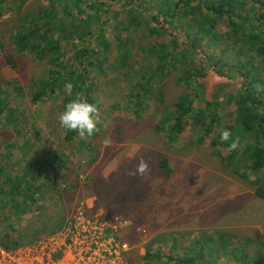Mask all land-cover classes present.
Returning <instances> with one entry per match:
<instances>
[{"label": "trees", "instance_id": "obj_1", "mask_svg": "<svg viewBox=\"0 0 264 264\" xmlns=\"http://www.w3.org/2000/svg\"><path fill=\"white\" fill-rule=\"evenodd\" d=\"M30 1L33 0H0L3 3H10V8L17 11H22ZM40 1L43 7L29 13L21 22L23 26L28 19H32V27L28 31L21 28L17 34L11 30V36H8L9 42H0L1 51L6 54V61L12 68L17 67V61L20 59H15V54L25 57L31 55L40 66L39 69L43 68L41 75L33 78L36 89L32 98L33 104L43 102L52 104L60 95L66 94L64 91L66 82L73 83L74 89L72 96L67 94L62 96L63 101L68 103L77 93H80L88 102L97 104L94 93L99 91L100 85L106 81L110 83L122 79L128 81L133 77L130 89L131 99L140 100L141 98L146 102L155 95L159 98L153 115V128H144L137 132L134 142H142L144 146L151 147L149 151L163 146L168 149L164 154L161 152V155L155 150L149 153L142 150L138 152L143 154V158L149 162L150 176L155 168L167 175L172 173L167 155L169 151L184 152L188 147L202 150L199 147L209 141V145L225 164L224 168L230 170L231 175L239 182L249 184L254 189L255 196L264 199V0ZM247 2H250L249 5L253 7V15L250 14L251 9L247 6ZM113 6L121 8L122 20L116 17V14L120 13L114 11ZM222 19L229 23L230 32L227 36L215 34L216 26ZM81 26L84 28L81 29ZM207 27L209 31L211 30L209 34L200 31ZM49 28L59 31L62 39L57 40L55 38L57 33L52 31L50 33L52 38L43 41L40 34ZM159 34L160 39H157V36L151 38L152 35ZM168 35L173 37L171 44H166ZM178 35L182 37V43L176 41ZM201 38L202 54L212 51L217 55H223L224 59L219 58V61L226 59L229 62L226 75L230 76L233 71H237L243 80L242 84L226 93L223 101H209L203 109L197 106L194 99L196 90L187 88L192 78L201 81L206 77L202 69L203 61L201 60V64L198 63L199 57L194 49L196 42L189 41V39L199 41ZM5 44L9 45L8 52L4 49ZM183 59H188L189 63L183 64ZM111 60H115L113 65L117 73L107 79L99 77L101 72L111 70L109 67ZM248 60L250 63L247 65L245 63ZM189 65L200 67L199 72L196 74L188 72ZM173 68L174 71L178 70L186 74V78L176 77V83L183 92H179L180 99L174 106L176 115L173 118V124L165 129L159 123L156 125L155 120L163 116L168 109L161 89L165 78L169 75L168 72H171ZM161 74L164 76L161 77ZM40 77L41 79L36 82ZM146 94L149 97H146ZM146 103L150 107L154 104ZM66 104L61 103V112L64 111ZM6 105L5 101L3 105L5 112ZM221 108L233 111L232 123L227 124L222 115H219L218 111ZM144 112L142 108L137 109V113L141 115ZM158 114L160 115L157 116ZM46 121L51 122L47 118ZM191 122L196 129L194 139H190L188 145L176 148L180 136ZM224 129L232 133V139L239 138V147L235 151L228 150L231 140L221 141L220 133ZM62 131L65 142L69 144L80 138L77 132L65 129ZM163 131L167 132L165 139L161 138L160 145L157 139L158 144H156L155 134L159 138ZM85 147L87 149L82 152V157L71 164L65 157L59 155L41 158L40 169L42 168L47 175L46 181H49V184H45L39 190L36 189L39 187L35 186L29 194L25 192L27 181L14 172L17 165L15 163L11 165L8 161L0 162V199L3 208L6 209L15 204L18 210L20 208L18 219H21L17 227L10 222L11 216H14L13 212L8 214H12L11 216L5 215L0 219L2 226L0 247L7 251H14L35 243L41 236H50L61 230L66 222V209L73 202L69 201L67 194L72 191L75 195L78 193L79 182L83 175L88 182L85 184L86 195H94L98 204L105 202L107 206H110L109 203L114 204L118 194H107L103 186L104 179L117 176L130 178L133 182L150 179V177L146 180L140 177H129L128 170L134 168L138 160L127 158L125 155L121 156L117 164H108L105 168L100 164L104 171L103 176L87 174L84 169L97 163L100 155L93 145L82 146V148ZM225 151L227 155H224ZM31 159H36L38 162L37 156ZM119 171L123 172V175ZM8 181L12 184L6 183ZM120 181L122 179L115 180V182ZM63 184H66L65 188H62ZM47 186L49 188H46ZM148 194L152 195V193ZM8 195H11L15 202H12V199L8 200ZM122 195L125 197L121 196L120 200L131 201L126 190ZM49 196L55 201H60V205L55 210L46 211L48 209L46 204H41L39 206L41 216L38 215L32 206H36L40 200H46ZM143 197L140 194L141 200ZM183 203L181 202V207ZM166 208V203L158 208L152 214L154 219L160 218L165 213L171 214ZM146 210V204L142 203V211ZM182 213L183 217H188L194 212L182 210ZM176 215L177 213L174 214ZM260 216L255 214L254 219ZM147 220L140 217L135 221L136 237L142 232L139 226L144 225ZM170 229L180 232L178 226L170 227ZM228 236L230 233L216 230L208 236L207 242L197 241L199 244L196 243V246L201 245L202 249L196 256L167 257V262L163 261L164 256L160 250L153 252L156 240L151 239L145 246L144 258L151 264H208L205 261H199V257L213 247L215 251L212 256L214 254L224 257L233 255L234 262L246 264L245 259L253 253L251 264H264L257 257L256 248L248 254H241L240 242L237 244L227 242L225 239L229 238ZM258 245L259 249L264 248L263 241H260ZM194 250L197 252L196 249Z\"/></svg>", "mask_w": 264, "mask_h": 264}, {"label": "rangeland", "instance_id": "obj_2", "mask_svg": "<svg viewBox=\"0 0 264 264\" xmlns=\"http://www.w3.org/2000/svg\"><path fill=\"white\" fill-rule=\"evenodd\" d=\"M249 3L247 2V6L251 9L250 14L253 15V7ZM42 4L40 0H33L22 11H17L10 8V3L0 2V42H9L8 36H11V30L16 34L21 28L28 31L32 27V19H28L21 26L22 19L42 8ZM113 9L120 13L116 14V17L122 20L121 8L113 6ZM83 28L84 26H81V29ZM52 31L57 33L55 37L57 40L62 39L60 32L51 28L40 34V38L43 41L51 39ZM200 31L209 34L211 30L209 31L207 27ZM229 32V23L224 19L219 21L215 34L227 36ZM153 36L160 39V34L152 35L151 38ZM206 39L207 37L205 41ZM172 40L173 37L168 35L166 44H171ZM176 41L182 43L183 39L178 35ZM189 41L196 42L194 49L199 57L198 63L201 64V60L203 61L202 69L206 77L201 81L192 78L187 88L196 90L194 99L197 106L203 109L209 101H223L226 93L242 84L243 80L237 71H233L230 76L226 75L229 62L226 59L219 61V58L224 59L223 55H217L212 51L202 54L203 51L200 49L202 38L199 41L191 39ZM8 47L9 45L5 44L6 52ZM1 50L0 46V162L8 161L11 165L12 163L17 165L14 172L27 181L25 188L27 194L35 186H38L39 188L36 189L39 190L40 187L49 184V181H46L47 175L42 168L40 169L41 158L59 155L65 157L71 164L82 157V152L87 149V147L82 148L85 144L93 145L100 155L97 163L84 169L87 174L96 177L103 176L102 166L105 168L108 164H117L123 155L139 160L143 157V154L138 153L141 150L147 153L155 150L159 155L168 151L165 146L149 151L151 147L144 146L142 142H134L137 132L144 128H153V115L159 98L155 95L147 99L146 102L154 103L151 107L141 98V101L131 99L133 77L128 81L125 79L116 80L115 83L106 81L100 85L99 91L94 93L101 116L99 131L87 140L79 138L72 144L65 142L58 117L62 113L61 103H67L62 97L66 94L60 95L52 104L48 102L33 104L32 98L36 90L33 78L40 76L43 68L39 69L40 66L33 56L25 57L17 54L14 55L15 59H20L17 61V67L12 68L6 61V54ZM71 55L73 56L72 52ZM114 61H109L111 70L101 72L99 77L107 79L117 73L113 65ZM182 62L188 64L189 60L183 59ZM249 63L248 60L245 64ZM187 70L196 74L200 67L189 65ZM173 71L174 68L168 72L169 75L165 78L161 89L168 109L163 116L155 120L156 125L159 123L165 129L173 124L176 115L174 106L180 99L179 92H183L176 83V77L186 78V74L178 70ZM162 76L164 74H161ZM40 79L41 77L36 82ZM145 96L149 97L148 94ZM1 100L7 102L5 106L7 113L3 108L5 101ZM138 108L145 110L143 115L137 113ZM218 113L227 124L234 121L233 111L221 108ZM46 118L51 122L46 121ZM195 131V126L191 122L180 136L176 148L188 145L189 140L194 139ZM166 135V131H163L159 138L155 134V143L160 145L161 138L165 139ZM109 140L110 143L106 144L105 141ZM209 144L210 142L207 141L205 145L199 147L202 150L188 147L184 152L169 151L167 155L172 168L170 175L155 168L148 181L133 182L123 176L104 179L103 186L107 194H118V199L114 204L109 203L110 206L105 202L98 204L94 195H86L85 184L88 182L83 175L79 182L78 193L75 195L72 191L67 194L69 201L73 202L66 209V222L61 230L50 236H41L35 243L14 251L0 247V264H151L144 258L145 246L151 239L156 240L153 252L160 250L164 256L163 261L167 262V257L196 256L202 249L201 245L196 246L199 244L197 241L207 242L208 236L219 229L230 233L229 238L225 239L227 242L232 244L240 242L241 254H248L256 248L258 259L264 262V248L259 249L258 245L260 241L264 242V199L255 196L254 189L249 184L239 182L233 177L230 170L224 168L225 164ZM227 154L225 151L224 155ZM33 156L38 157V162L36 159H31ZM119 173L123 175V172L119 171ZM117 179L122 181L115 182ZM64 185L66 186V184L61 185L62 188H65ZM140 188L145 189L140 191ZM125 190L131 199L129 202L120 200L125 197L122 195L125 194ZM140 194L144 196L142 200ZM7 198L15 202L11 195ZM181 202H184L183 207L180 205ZM44 203L48 208L46 211H52L57 209L61 202L55 201L51 196L46 200H40L36 206H32L40 216L39 206ZM142 203L146 204V211H142ZM164 203L167 204V212L169 209L171 214H162L155 220L152 214ZM4 209L0 199V219L5 215L9 217L13 214L10 222L17 227L21 220L18 219L20 208L18 210L14 204L5 209L4 212L7 213L2 212ZM182 210L183 212L191 210L194 213L183 217ZM10 212L13 213L8 215ZM255 214L261 216L254 219ZM140 217L148 220L144 225L139 226L142 232L136 237L135 221ZM173 226H178L182 233L170 229ZM214 251L213 247L210 248L199 257V261L208 264H237L233 260V255L212 256ZM96 258L97 261L94 262ZM252 258L253 253L245 259L246 264H251Z\"/></svg>", "mask_w": 264, "mask_h": 264}, {"label": "clouds", "instance_id": "obj_3", "mask_svg": "<svg viewBox=\"0 0 264 264\" xmlns=\"http://www.w3.org/2000/svg\"><path fill=\"white\" fill-rule=\"evenodd\" d=\"M73 89V83L66 82L64 84V91L67 95L72 96ZM58 120L63 129L77 132L81 139L87 140L99 131L98 125L101 123V116L96 104L88 102L80 93H77L75 98L65 105ZM220 139L222 142L232 141L228 147L229 151H235L239 147V138L232 139V133L227 129L221 131ZM105 143H110V140ZM127 175L148 179L151 175L149 162L141 157L136 166L128 170Z\"/></svg>", "mask_w": 264, "mask_h": 264}, {"label": "bare ground", "instance_id": "obj_4", "mask_svg": "<svg viewBox=\"0 0 264 264\" xmlns=\"http://www.w3.org/2000/svg\"><path fill=\"white\" fill-rule=\"evenodd\" d=\"M102 237V236H101ZM37 261V260H36ZM97 261V258L96 259H94V262H96Z\"/></svg>", "mask_w": 264, "mask_h": 264}]
</instances>
